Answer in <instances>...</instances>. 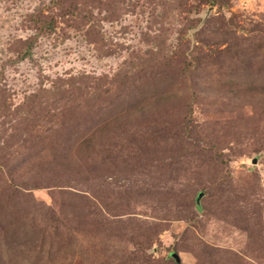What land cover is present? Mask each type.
<instances>
[{"label": "rangeland", "instance_id": "374dc122", "mask_svg": "<svg viewBox=\"0 0 264 264\" xmlns=\"http://www.w3.org/2000/svg\"><path fill=\"white\" fill-rule=\"evenodd\" d=\"M173 254L264 264V0H0V264Z\"/></svg>", "mask_w": 264, "mask_h": 264}, {"label": "trees", "instance_id": "16d2710c", "mask_svg": "<svg viewBox=\"0 0 264 264\" xmlns=\"http://www.w3.org/2000/svg\"><path fill=\"white\" fill-rule=\"evenodd\" d=\"M54 26H55L54 18L50 19V21H46V26L45 27H46L47 30H50V31L53 30ZM21 226H22V224H20V226L17 227V230L21 229V228H19Z\"/></svg>", "mask_w": 264, "mask_h": 264}, {"label": "water", "instance_id": "95a60500", "mask_svg": "<svg viewBox=\"0 0 264 264\" xmlns=\"http://www.w3.org/2000/svg\"><path fill=\"white\" fill-rule=\"evenodd\" d=\"M256 162H257V161H256ZM256 162H255V163H256ZM201 197H202V195H200L199 199H200ZM172 256H173V258L177 261V263H179V264L181 263V260H180V258H179V256H178L177 254H173Z\"/></svg>", "mask_w": 264, "mask_h": 264}]
</instances>
